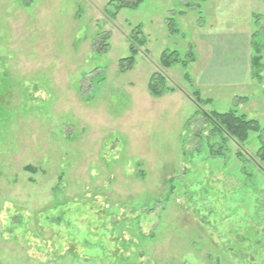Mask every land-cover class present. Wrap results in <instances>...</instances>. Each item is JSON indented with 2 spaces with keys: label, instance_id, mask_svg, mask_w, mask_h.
<instances>
[{
  "label": "rangeland",
  "instance_id": "obj_1",
  "mask_svg": "<svg viewBox=\"0 0 264 264\" xmlns=\"http://www.w3.org/2000/svg\"><path fill=\"white\" fill-rule=\"evenodd\" d=\"M111 1L0 0V264H240L229 241L264 191L257 136L218 157L189 122L200 109L264 126V0H144L117 17ZM242 30L247 83L200 87ZM190 50L195 63L162 67ZM154 73L174 92L152 96Z\"/></svg>",
  "mask_w": 264,
  "mask_h": 264
},
{
  "label": "trees",
  "instance_id": "obj_2",
  "mask_svg": "<svg viewBox=\"0 0 264 264\" xmlns=\"http://www.w3.org/2000/svg\"><path fill=\"white\" fill-rule=\"evenodd\" d=\"M144 2V0H112L108 6H113V16L117 15L123 9H137ZM140 35V34H139ZM107 39V38H106ZM135 42L138 43L136 47L134 44L130 45L131 56L120 59L119 69L122 72H127L133 69L136 64V58L139 55V47L146 44L145 40H140L135 37ZM253 45V44H252ZM102 46H106V41ZM252 59V58H251ZM260 58H253L252 65L256 67L259 64ZM195 63V57L192 50L188 53V59H181L178 54V51L167 52L165 51L161 56V65L165 69H170L175 65H181L182 67H187L189 64ZM186 80L190 83H193L192 78L189 74L185 76ZM148 91L154 97H162L167 91L173 93L174 90L166 87V78L163 74L154 73L149 80ZM193 96L195 97V102L200 106H206L210 104L211 99L205 100L201 97V91H195ZM239 102L244 101V98H237ZM247 100V99H245ZM201 122V131L208 130L209 135L207 140L209 141L208 148L209 152L218 157H222L225 151L227 150V145L230 141H236L237 143L243 145L249 142L252 135H256L258 143L260 145L257 156L264 162V126H262L258 120L249 119L243 114H239L236 111H230L226 113L218 112H202L198 109L189 122L191 125ZM199 131V132H201ZM201 137V136H200ZM214 141V142H212ZM199 151V148L198 150ZM31 170V168H27ZM206 188V187H205ZM258 199V207L256 210V223H247L244 226L240 224V227L243 228V231L236 230L235 238L230 239L229 244H235V247L231 248L234 253L238 251L240 247L247 251V257L240 258V264H264V262L256 263L257 260L256 253L254 250L264 246V191ZM206 220H204L205 222ZM234 233V232H233Z\"/></svg>",
  "mask_w": 264,
  "mask_h": 264
},
{
  "label": "crops",
  "instance_id": "obj_3",
  "mask_svg": "<svg viewBox=\"0 0 264 264\" xmlns=\"http://www.w3.org/2000/svg\"><path fill=\"white\" fill-rule=\"evenodd\" d=\"M237 32L238 34H241L236 36L238 34L232 35L231 31L225 32V35L227 36L232 35L229 38L231 46L229 45L230 47H227L229 52L225 53L227 49L223 50L224 46L219 49V52L216 50V48H214L213 53L215 56L212 54L213 56L210 58L211 60L209 59L210 61L207 64H204V66L200 69L203 70V75L201 74L200 79L197 81L200 87H206L205 85L208 84L210 87L218 86L227 88L233 86L238 87L247 83L249 78V69L247 70L245 65L247 67V63L249 61L246 63L244 55L240 53L242 52V46H244V43L241 41V36L246 33V30L245 32L243 30ZM215 37L216 36L211 38V40L214 41V46L217 44L215 41L220 43L224 41V39L220 36L218 38ZM230 42L224 44L227 45Z\"/></svg>",
  "mask_w": 264,
  "mask_h": 264
}]
</instances>
